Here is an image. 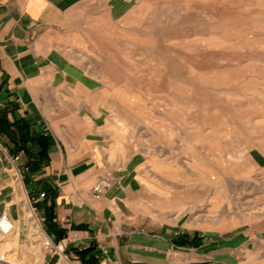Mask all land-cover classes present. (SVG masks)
<instances>
[{
  "label": "rangeland",
  "instance_id": "374dc122",
  "mask_svg": "<svg viewBox=\"0 0 264 264\" xmlns=\"http://www.w3.org/2000/svg\"><path fill=\"white\" fill-rule=\"evenodd\" d=\"M58 37L93 86L80 115L104 133L103 181L132 182L138 219L178 244L238 256L251 237L264 264V0H80ZM32 207L8 213L0 264H41Z\"/></svg>",
  "mask_w": 264,
  "mask_h": 264
},
{
  "label": "crops",
  "instance_id": "0c3cea01",
  "mask_svg": "<svg viewBox=\"0 0 264 264\" xmlns=\"http://www.w3.org/2000/svg\"><path fill=\"white\" fill-rule=\"evenodd\" d=\"M79 1L0 0V112L26 122L34 137L23 149L0 133V207L16 218L24 196L34 204L46 236L63 246L47 249L41 264H253L251 237L238 256L223 242L199 253L178 244L176 231L145 224L136 214L138 200L127 193L133 183L122 176L94 196L112 158L98 144L104 140L98 124L89 113L80 115L93 86L64 71L57 49ZM32 156L39 159L28 162Z\"/></svg>",
  "mask_w": 264,
  "mask_h": 264
},
{
  "label": "trees",
  "instance_id": "16d2710c",
  "mask_svg": "<svg viewBox=\"0 0 264 264\" xmlns=\"http://www.w3.org/2000/svg\"><path fill=\"white\" fill-rule=\"evenodd\" d=\"M0 133L7 134L12 141L15 142L16 145H19L21 148H26V145L34 139V137L29 136V132L27 129V124L23 120H13L10 122L5 116L4 112H0ZM39 138V137H38ZM40 139V138H39ZM45 141H42L43 149L38 153H43L45 150ZM32 153V151H29ZM32 156V158H28V162H35L38 160Z\"/></svg>",
  "mask_w": 264,
  "mask_h": 264
},
{
  "label": "built area",
  "instance_id": "2783aa9c",
  "mask_svg": "<svg viewBox=\"0 0 264 264\" xmlns=\"http://www.w3.org/2000/svg\"><path fill=\"white\" fill-rule=\"evenodd\" d=\"M108 185V183L106 182H97L93 187H92V191L94 193L95 197H99L103 191V188H105ZM45 193L41 192L39 194L40 197H44ZM14 229V222L12 221V219L10 218V216L8 215L7 211H2L0 213V234L2 235H8L9 233L12 232V230ZM44 246L47 249H53L55 251H61L63 250V246L60 244H55L52 239L49 236H46V239L44 240Z\"/></svg>",
  "mask_w": 264,
  "mask_h": 264
},
{
  "label": "bare ground",
  "instance_id": "6f19581e",
  "mask_svg": "<svg viewBox=\"0 0 264 264\" xmlns=\"http://www.w3.org/2000/svg\"><path fill=\"white\" fill-rule=\"evenodd\" d=\"M15 223V222H14ZM15 228V227H14ZM15 230V229H14Z\"/></svg>",
  "mask_w": 264,
  "mask_h": 264
}]
</instances>
